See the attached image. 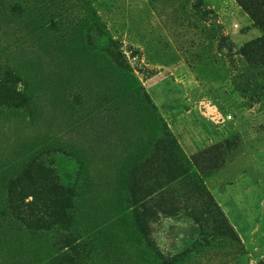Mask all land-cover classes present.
<instances>
[{"label": "rangeland", "instance_id": "obj_1", "mask_svg": "<svg viewBox=\"0 0 264 264\" xmlns=\"http://www.w3.org/2000/svg\"><path fill=\"white\" fill-rule=\"evenodd\" d=\"M261 38L264 0H0V264H260Z\"/></svg>", "mask_w": 264, "mask_h": 264}, {"label": "trees", "instance_id": "obj_2", "mask_svg": "<svg viewBox=\"0 0 264 264\" xmlns=\"http://www.w3.org/2000/svg\"><path fill=\"white\" fill-rule=\"evenodd\" d=\"M264 38H261L259 41H262ZM38 159H36L37 161ZM45 174H47V176H50L51 174L48 172H45ZM55 189V193L58 194L59 196H64V198L69 201L70 199V195H71V190H69L68 187H66L65 185L59 183H56L54 186ZM260 264H264V260H262L260 262Z\"/></svg>", "mask_w": 264, "mask_h": 264}, {"label": "crops", "instance_id": "obj_3", "mask_svg": "<svg viewBox=\"0 0 264 264\" xmlns=\"http://www.w3.org/2000/svg\"><path fill=\"white\" fill-rule=\"evenodd\" d=\"M187 244V243H186Z\"/></svg>", "mask_w": 264, "mask_h": 264}]
</instances>
